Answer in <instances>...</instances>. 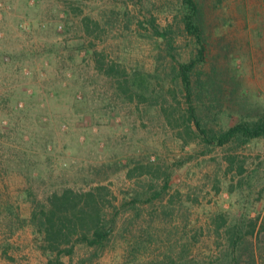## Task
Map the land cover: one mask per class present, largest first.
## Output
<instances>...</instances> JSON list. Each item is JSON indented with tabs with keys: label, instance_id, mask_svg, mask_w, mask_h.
I'll return each instance as SVG.
<instances>
[{
	"label": "rangeland",
	"instance_id": "obj_1",
	"mask_svg": "<svg viewBox=\"0 0 264 264\" xmlns=\"http://www.w3.org/2000/svg\"><path fill=\"white\" fill-rule=\"evenodd\" d=\"M196 1L207 51L188 96L177 71L196 47L179 0H0V264H49L33 213L96 187L109 241L74 244L64 264L225 259L218 216L257 218L236 257L264 264V139L208 150L193 123V140L179 135L190 106L214 130L264 117V0ZM110 68L137 85L126 94ZM157 167L168 185L149 203Z\"/></svg>",
	"mask_w": 264,
	"mask_h": 264
},
{
	"label": "trees",
	"instance_id": "obj_2",
	"mask_svg": "<svg viewBox=\"0 0 264 264\" xmlns=\"http://www.w3.org/2000/svg\"><path fill=\"white\" fill-rule=\"evenodd\" d=\"M179 1L181 5V24L183 31L194 41L196 53L190 61L178 66L177 77L183 91L188 96H191L193 74L196 72L197 67L202 65L206 60L207 42L198 2L196 0ZM153 32L162 40H167L169 47L172 49V38L169 37L170 32L160 31L155 26H153ZM109 72H118L117 74L121 78L119 88L126 94L131 90L130 86L137 85V79L133 78L129 81L126 79V74L123 71H114L113 68H110ZM139 86L141 87V84ZM139 97L142 98V95H139ZM187 112L188 115L184 120L188 122V126L185 127L184 133H179L185 144L193 140L189 127L191 123L197 129L195 138L199 139L208 150L228 145L239 147L247 145L256 139H264L263 116L251 121L240 120L238 123L224 130H214L208 128L202 122L197 110L193 106H190ZM183 134L189 139L187 140ZM229 163V169H233V166H235L233 157H229ZM154 172L157 179L164 180V185L161 190L155 191L146 200L149 203L160 197L162 191L168 185V180L164 178L167 176L166 172H161L160 167L155 168ZM244 172L245 170L240 164L238 166V174H243ZM131 176L130 174L129 177ZM103 191L109 192L104 187H96L93 190L83 193H76L72 189H65L60 193L54 192L47 198L46 205H41L33 213L32 221L41 236L40 250L49 258V264H64L61 261L62 256L72 255L74 244L83 243L89 247L102 248L109 241L111 233L102 213L103 204L106 200ZM214 224L217 234L219 230L225 228L226 241L228 243L227 258L224 256L225 259L211 261L207 264H239V257H236V253L245 236L255 232L257 218L245 221L242 217L241 220L226 226V218L224 216H218L214 219ZM246 225L248 229H246ZM260 231L264 232V217L261 221Z\"/></svg>",
	"mask_w": 264,
	"mask_h": 264
}]
</instances>
